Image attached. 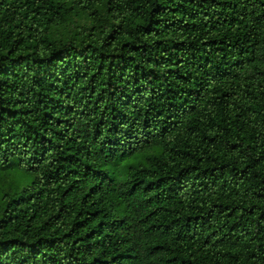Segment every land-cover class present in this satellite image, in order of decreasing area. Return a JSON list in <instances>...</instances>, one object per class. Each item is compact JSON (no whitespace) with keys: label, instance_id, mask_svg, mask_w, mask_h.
Returning a JSON list of instances; mask_svg holds the SVG:
<instances>
[{"label":"trees","instance_id":"1","mask_svg":"<svg viewBox=\"0 0 264 264\" xmlns=\"http://www.w3.org/2000/svg\"><path fill=\"white\" fill-rule=\"evenodd\" d=\"M0 264H264V0H0Z\"/></svg>","mask_w":264,"mask_h":264},{"label":"rangeland","instance_id":"2","mask_svg":"<svg viewBox=\"0 0 264 264\" xmlns=\"http://www.w3.org/2000/svg\"><path fill=\"white\" fill-rule=\"evenodd\" d=\"M19 171L17 169L16 170L13 169L10 172H8L9 177L13 180L14 184L17 186H19L20 183H22V181L24 179V174L21 171L20 172ZM8 173L6 172V174H8Z\"/></svg>","mask_w":264,"mask_h":264}]
</instances>
